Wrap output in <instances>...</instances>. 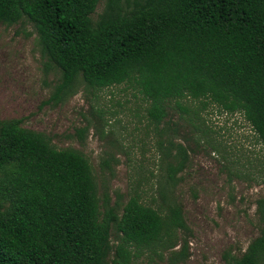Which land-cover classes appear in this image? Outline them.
<instances>
[{"label": "trees", "instance_id": "trees-1", "mask_svg": "<svg viewBox=\"0 0 264 264\" xmlns=\"http://www.w3.org/2000/svg\"><path fill=\"white\" fill-rule=\"evenodd\" d=\"M100 1L0 0V22L32 23L45 64L60 70L58 100L81 81L95 90L126 82L156 128L178 107L204 131L212 103L243 114L264 147V0H105L94 18ZM167 142L173 160L158 196L138 180L113 200L82 150L0 119V264L184 260L191 229L175 187L187 150ZM257 212L260 234L228 264H264V194Z\"/></svg>", "mask_w": 264, "mask_h": 264}, {"label": "rangeland", "instance_id": "rangeland-1", "mask_svg": "<svg viewBox=\"0 0 264 264\" xmlns=\"http://www.w3.org/2000/svg\"><path fill=\"white\" fill-rule=\"evenodd\" d=\"M104 4L99 2L94 18ZM45 61L32 23L0 22V119H21L25 127L49 134L59 148L82 150L113 200L116 191L127 199L138 180L147 196H158V181L173 160L165 155L168 139L185 146L186 166L175 194L191 232L188 256L178 264H228L260 234L257 199L264 194V147L243 114L210 103L202 111L206 130L201 131L195 118L170 107L156 128L149 121L148 101L126 82L95 90L81 81L58 100L61 73ZM105 159L110 167H102ZM139 264L156 263L143 256Z\"/></svg>", "mask_w": 264, "mask_h": 264}]
</instances>
